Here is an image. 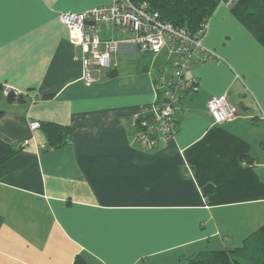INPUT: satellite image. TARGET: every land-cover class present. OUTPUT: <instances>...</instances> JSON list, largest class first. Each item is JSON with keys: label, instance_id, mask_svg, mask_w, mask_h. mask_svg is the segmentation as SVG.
I'll use <instances>...</instances> for the list:
<instances>
[{"label": "crops", "instance_id": "crops-1", "mask_svg": "<svg viewBox=\"0 0 264 264\" xmlns=\"http://www.w3.org/2000/svg\"><path fill=\"white\" fill-rule=\"evenodd\" d=\"M111 1L0 5V139L18 149L0 163V264H182L264 224V44L221 0L203 40L218 58L194 64L174 137L146 148L130 120L154 99L149 54L122 43L87 84L59 19ZM223 93L238 116L215 123L208 101ZM31 120L70 126L72 142L47 147Z\"/></svg>", "mask_w": 264, "mask_h": 264}, {"label": "built area", "instance_id": "built-area-1", "mask_svg": "<svg viewBox=\"0 0 264 264\" xmlns=\"http://www.w3.org/2000/svg\"><path fill=\"white\" fill-rule=\"evenodd\" d=\"M239 0H232L233 6ZM60 21L69 29L72 42L80 48L76 58L83 64V80L95 82L113 65L114 55L122 43L138 45L141 52L158 57L163 64L153 70L154 99L147 113L133 118L136 128L133 142L146 148L169 142L175 135L178 117L187 113L190 96L199 91V82L190 73L197 62L218 58L204 43L209 19L197 31L175 25L161 17L149 0H112L89 10L63 11ZM12 88L8 87L7 92ZM15 93H19L15 91ZM208 109L215 123L238 116L228 94L213 96ZM41 121L31 120L32 130L41 128ZM29 140H25V146Z\"/></svg>", "mask_w": 264, "mask_h": 264}, {"label": "trees", "instance_id": "trees-1", "mask_svg": "<svg viewBox=\"0 0 264 264\" xmlns=\"http://www.w3.org/2000/svg\"><path fill=\"white\" fill-rule=\"evenodd\" d=\"M149 2L160 11L163 19L197 31L203 22L210 19L221 0H149ZM232 8L239 20L264 44V0H239ZM108 75L112 76L114 73L109 72ZM8 96L10 100L17 101H23L25 97L21 92L15 93L13 89L8 92ZM41 124L47 138V147H60L72 142L73 131L70 126L54 122ZM17 150L0 139V163L12 157ZM74 264L89 263L78 255ZM182 264H264V224L240 247L203 252L188 257Z\"/></svg>", "mask_w": 264, "mask_h": 264}, {"label": "rangeland", "instance_id": "rangeland-1", "mask_svg": "<svg viewBox=\"0 0 264 264\" xmlns=\"http://www.w3.org/2000/svg\"><path fill=\"white\" fill-rule=\"evenodd\" d=\"M164 57H165L164 54H161L158 57H154L152 54L147 55V59H149V61L152 62V66H155V67H157L156 65L159 62H162V59L164 61Z\"/></svg>", "mask_w": 264, "mask_h": 264}, {"label": "snow or ice", "instance_id": "snow-or-ice-1", "mask_svg": "<svg viewBox=\"0 0 264 264\" xmlns=\"http://www.w3.org/2000/svg\"><path fill=\"white\" fill-rule=\"evenodd\" d=\"M2 3H3V0H0V5H2Z\"/></svg>", "mask_w": 264, "mask_h": 264}, {"label": "water", "instance_id": "water-1", "mask_svg": "<svg viewBox=\"0 0 264 264\" xmlns=\"http://www.w3.org/2000/svg\"><path fill=\"white\" fill-rule=\"evenodd\" d=\"M133 120H130V122H132Z\"/></svg>", "mask_w": 264, "mask_h": 264}]
</instances>
